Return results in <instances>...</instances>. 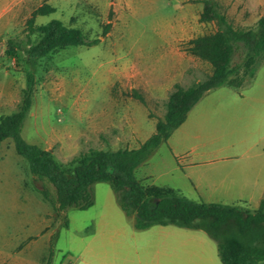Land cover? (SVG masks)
<instances>
[{"label": "rangeland", "instance_id": "obj_1", "mask_svg": "<svg viewBox=\"0 0 264 264\" xmlns=\"http://www.w3.org/2000/svg\"><path fill=\"white\" fill-rule=\"evenodd\" d=\"M201 1L24 0L0 20V118L18 110L26 86L23 64L6 55V43L18 39L26 48L27 20L47 3L55 12L39 16L38 25L60 20L100 41L38 62L23 138L50 150L67 169L91 150L137 148L155 132L175 85L188 88L212 73L209 63L186 52L189 40L218 29L200 22ZM218 3L236 28H252L264 15V0ZM19 54L23 58L24 50ZM243 55L237 51L234 62ZM235 156L264 157V62L239 90L223 85L206 93L136 177L206 202L207 189L195 187V176ZM44 185L6 140L0 147V264H45L52 243V264H199L212 254L221 264L216 241L204 231L175 225L135 230L119 206L125 191L109 183L93 184L91 208H70L60 217L37 192Z\"/></svg>", "mask_w": 264, "mask_h": 264}, {"label": "trees", "instance_id": "obj_2", "mask_svg": "<svg viewBox=\"0 0 264 264\" xmlns=\"http://www.w3.org/2000/svg\"><path fill=\"white\" fill-rule=\"evenodd\" d=\"M201 2L200 22L215 23L218 29L189 40L186 52L209 63L211 75L188 88L176 84L167 100L164 117L156 123L155 132L137 148L91 150L68 169L54 159L50 150L29 143L22 136L37 85L34 69L40 60L58 50L90 47L100 40H89L81 29L67 26L60 20L38 25L36 19L39 16L55 12L47 3L39 6L26 23V48L18 39H9L6 43V55L23 64L26 86L18 110L0 118V147L8 139L14 142L15 150L27 162L30 174L46 184L42 189L37 188V192L56 217L70 208L88 210L94 204L93 184L109 183L114 191H125L119 198V206L131 219L135 230L168 225L201 230L216 241L222 264H260L264 262V198L258 210L249 212L218 203H196L175 189L145 186L136 177L137 168L185 122L188 113L206 93L223 85L240 89L254 78L257 67L264 62V15L252 28H236L221 11L218 0ZM108 30L109 26H105L103 36ZM33 36L38 37L37 42H33ZM20 50H24L23 58ZM239 50L244 53L243 59L235 63L234 56ZM68 226L66 221L64 227ZM53 257L52 243L45 264H52Z\"/></svg>", "mask_w": 264, "mask_h": 264}, {"label": "crops", "instance_id": "obj_3", "mask_svg": "<svg viewBox=\"0 0 264 264\" xmlns=\"http://www.w3.org/2000/svg\"><path fill=\"white\" fill-rule=\"evenodd\" d=\"M23 1L24 0H2L0 4V20L4 19L14 6L19 5ZM187 118L183 124L186 123ZM257 145L258 144H255V148ZM170 147H174V145L170 144ZM146 163L142 165H146ZM195 177V187L199 190L207 189L206 193L202 194V196L207 198V201L204 203H218L235 206L240 209L242 208L239 207L238 204L245 203L251 205L254 209L253 211L243 210L255 212L258 210L260 202L264 198V157H225L218 160L217 164L209 168L207 176ZM214 196L218 199L212 202L211 198ZM199 264H218V262L212 254L208 256V258H204ZM260 264H264V262Z\"/></svg>", "mask_w": 264, "mask_h": 264}]
</instances>
